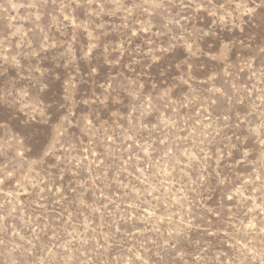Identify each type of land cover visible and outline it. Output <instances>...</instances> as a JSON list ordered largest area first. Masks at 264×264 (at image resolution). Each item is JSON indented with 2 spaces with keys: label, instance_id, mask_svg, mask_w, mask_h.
Returning a JSON list of instances; mask_svg holds the SVG:
<instances>
[{
  "label": "rangeland",
  "instance_id": "1",
  "mask_svg": "<svg viewBox=\"0 0 264 264\" xmlns=\"http://www.w3.org/2000/svg\"><path fill=\"white\" fill-rule=\"evenodd\" d=\"M0 264H264V0H0Z\"/></svg>",
  "mask_w": 264,
  "mask_h": 264
}]
</instances>
